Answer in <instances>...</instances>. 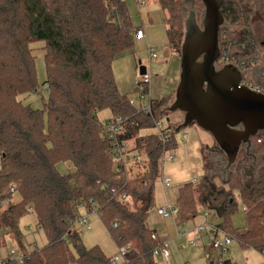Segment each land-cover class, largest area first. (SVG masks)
<instances>
[{
  "label": "trees",
  "instance_id": "1",
  "mask_svg": "<svg viewBox=\"0 0 264 264\" xmlns=\"http://www.w3.org/2000/svg\"><path fill=\"white\" fill-rule=\"evenodd\" d=\"M251 1L255 8H243L240 0L223 1L224 18L240 30L221 28L219 35L220 60L237 63L244 79L264 47V30L259 41L251 28L256 13L264 23V0ZM155 2L166 13L169 46L180 55L181 0ZM114 10L119 21L109 18ZM37 40L44 41L47 49L42 85L48 86V98L42 108L19 99L39 87L30 48ZM134 43V26L124 0H0V204L13 197L11 186L20 195L18 202L0 205V230L28 256L22 264H111V256L99 245L87 247L73 225L82 201L88 209L91 202L98 204V216L117 246L132 243L130 264H156L154 249L159 242L151 236L155 231L148 218L156 205L154 186L162 176V155L177 148L181 124L173 125L167 118L173 131L166 144L155 134L141 133L168 114L162 109L168 97L152 100L151 113L144 114L119 90L112 64ZM103 109L124 120L119 137L144 157L135 175L125 171L117 179L113 172L110 143L103 137L97 115ZM262 132L254 136L260 143ZM61 162L72 170L61 173ZM216 178L205 173L196 186L186 183L179 188L181 219L196 216L199 207L213 211L222 229L242 248L264 253V168L259 181L249 188L243 185L240 201L246 223L242 227L232 223L239 206L234 191L239 188L229 180L217 184ZM113 187L125 191L127 200H117ZM27 206L33 207L46 237L45 246L32 250L20 225ZM223 264L237 263L225 259Z\"/></svg>",
  "mask_w": 264,
  "mask_h": 264
},
{
  "label": "rangeland",
  "instance_id": "2",
  "mask_svg": "<svg viewBox=\"0 0 264 264\" xmlns=\"http://www.w3.org/2000/svg\"><path fill=\"white\" fill-rule=\"evenodd\" d=\"M128 13L130 15L131 22L134 28L138 26H145V33L148 40H137L135 38L134 48L129 52L124 53L118 57L112 64L115 80L119 90L126 94L128 97L136 95L133 84L137 76V67L139 61L143 64H148L147 56V41L150 42L157 52V58L151 62V89L154 93L160 89L162 97H168L169 94L166 91L169 89V80L171 77V71L174 66H180L179 60H171L170 46L166 33V13L162 7L155 2V0H145L143 5L139 7V0H124ZM243 8L246 6H253L254 3L251 0H240ZM140 8V9H139ZM182 14L184 18V32H185V20L189 15L194 12L196 14L197 22L202 25V19L205 14V6L201 0H181ZM221 28L229 29L230 31L238 32L240 27L238 24L229 23L225 18L224 24ZM253 32L256 34L259 41H263V30L264 23L260 18L259 14L253 16V22L251 24ZM183 42V41H182ZM182 45V43H181ZM31 52L35 57V65L37 68V78L39 87L37 91L19 96L25 104H29L33 108H42L43 103L48 98L47 89L42 85L46 77V65H45V53L46 44L42 40L34 41L30 44ZM174 53L180 59V55L174 51ZM167 62H170L167 65ZM219 66V64H218ZM180 78V72L178 79ZM244 83L253 86H264V47L261 48L260 54L256 62L249 69L245 75ZM157 93V95H158ZM171 93V92H170ZM175 95L170 99L168 98L164 102L162 109L168 114L165 115L164 119H170L171 124H180L183 122L184 114L180 111L169 112L167 107L173 102ZM99 120L103 123L107 118L112 115L110 109L100 110L98 113ZM168 122V121H167ZM155 128H148L142 131V134H155ZM183 132L186 136H183ZM261 139L263 142L260 143L255 137H252V146L248 149L247 144H243L240 149L239 155L234 164L227 167V155L219 147L217 142L214 140L212 135L203 129H201L195 123L189 124L187 127H181L176 133V140L178 146L172 150L175 156V160L166 162L163 168V174L168 175L172 179L171 189L176 187L184 186L186 183L196 186L201 177L207 173L209 175H217L215 179L217 184H222L223 181L229 180L231 183L236 185L239 189L234 191L236 198L239 200V206L237 212L232 216V223L234 226L242 227L246 223V214L244 204L240 201V195L242 194L243 185L247 188L251 187L255 182L262 178V169L264 168V132H262ZM186 139L184 143L182 140ZM262 144V145H259ZM204 148L202 155L200 149ZM206 165L203 167V165ZM142 164L133 165L131 168V174L135 175L138 171H141ZM58 169L61 173H68L72 168L68 163L61 162L58 164ZM155 197L157 206H161L167 199L164 186L161 178L155 183L154 186ZM239 190H241L239 192ZM20 200V195L15 193L13 195L12 203H16ZM199 212L206 211L199 207ZM209 220L215 219L213 211H207ZM204 218L199 214L196 219L190 222H182L180 224V230L184 232L193 230L196 224L202 222ZM21 228L25 234L24 242L30 250L35 247H43L46 244V237L44 233L36 226L37 219L35 214H27L22 217L20 221ZM80 232L83 243L87 247L99 245L107 249L108 252L112 251L114 246V240L111 237L108 228L104 222L99 218L98 215L90 216V227H83L81 225L75 226ZM195 233L192 232L191 235ZM12 242L13 247L17 248V243L8 233H3L2 239L0 240V246H10ZM212 237L207 233L203 232L199 235L198 243L195 247L180 249L183 254L188 253L183 260L182 264H212L208 260L214 262L221 258V256L211 246ZM187 245V240H186ZM8 246V247H9ZM224 259H231L237 264H261L264 261V253H261L252 248H242L236 240L229 246L227 252L223 255ZM213 262V263H214ZM77 264V263H73Z\"/></svg>",
  "mask_w": 264,
  "mask_h": 264
},
{
  "label": "water",
  "instance_id": "3",
  "mask_svg": "<svg viewBox=\"0 0 264 264\" xmlns=\"http://www.w3.org/2000/svg\"><path fill=\"white\" fill-rule=\"evenodd\" d=\"M202 25L192 12L185 20L181 45L180 78L169 112L184 114L181 127L195 123L210 133L227 155V167L235 163L243 144L264 130V92L243 83L234 63L218 66L220 29L225 18L224 0H201ZM141 66V73H145Z\"/></svg>",
  "mask_w": 264,
  "mask_h": 264
},
{
  "label": "built area",
  "instance_id": "4",
  "mask_svg": "<svg viewBox=\"0 0 264 264\" xmlns=\"http://www.w3.org/2000/svg\"><path fill=\"white\" fill-rule=\"evenodd\" d=\"M139 5H143L144 0H139ZM109 18L113 21H119V16L117 12L114 10L110 13ZM134 36L136 39H142L146 37L145 26H139L134 29ZM147 56H148V64H143L139 62L137 67V76L135 82L133 84V89L136 95L128 97L129 102L132 106H134L138 111L143 112L144 114L151 113V101L154 100L150 95V86L152 80V67L151 62L153 59L157 58V52L151 46L147 47ZM258 59V58H257ZM256 59V60H257ZM220 60V58H219ZM218 60V61H219ZM222 66L224 63L223 59L220 60ZM234 63L235 62H227ZM218 64V62H217ZM141 66H145V73H141ZM239 67V66H238ZM242 71V70H241ZM244 83V80H243ZM245 84V83H244ZM247 85V84H246ZM148 87V91L145 90V87ZM251 88L255 90H259L264 92V86L261 88L260 86H253L249 84ZM45 89H48L47 85H44ZM103 137L110 143L111 155L113 158V172L116 174V178L120 179L125 171L131 174V168L133 165L144 164V157L140 154V152L130 145L129 141L126 139H121L119 135L124 131V120L120 116H111L107 118L103 123ZM155 135L161 140L162 143L166 144L171 140L170 135L172 134L173 129L168 125V122L165 120H160L155 125ZM183 136H186V133L183 132ZM175 160V156L172 153L171 149L165 150L162 158H161V166H162V176L161 181L164 188H170L172 186V179L168 175L163 174V168L166 162H171ZM3 169V155L0 153V173ZM105 188V186H102ZM9 191L14 195L18 193L15 189V186H11ZM111 193L116 197L119 201H125L128 198V195L125 191L119 190L117 187L111 188ZM13 197L7 198L1 202V206H6L10 202H12ZM78 208L83 209L85 212L81 211L77 214L76 218L73 221V225H81L83 227H90V216L98 215V204L95 202H91L90 209L86 207L85 202L78 203ZM28 214H35V211L32 206H27ZM206 211L201 212L204 220L198 224H196L195 228L190 231L184 232L183 230H177V236H185L187 237V245L188 246H196L198 243L199 235L203 232L207 231L209 235L212 237L211 246L213 249L221 256L218 258L214 264H223L225 260L223 255L229 249V246L233 242V238L228 235L222 227L219 225V220L215 216V219H208L209 213ZM210 211V210H209ZM157 213L163 218H171L174 223L177 225L180 220V208L176 201L169 199L165 204L157 208ZM40 230L41 228L36 225ZM114 227H117V223L113 224ZM195 234L192 236L191 233ZM3 233L0 230V240L2 239ZM153 239H158L157 233H152ZM35 247L34 249H36ZM134 255V248L132 243H127L124 245L117 246V249L113 255L110 257L111 264H130V261ZM171 256L169 242L167 240L159 241L158 245L154 249V257H162L165 260H168ZM28 256L22 254L20 252L19 247H6L5 250L0 246V264H5L7 262H15L17 264H22L24 259Z\"/></svg>",
  "mask_w": 264,
  "mask_h": 264
},
{
  "label": "crops",
  "instance_id": "5",
  "mask_svg": "<svg viewBox=\"0 0 264 264\" xmlns=\"http://www.w3.org/2000/svg\"><path fill=\"white\" fill-rule=\"evenodd\" d=\"M139 7H140V5H139ZM145 39L148 40L147 39V35H146L145 38L137 39V40H145ZM147 46H151L149 41H147ZM151 47H153V46H151ZM169 54L171 55V60L174 59V60H179L180 61V59L174 53V50L171 47H170ZM139 62H141V61H139ZM170 64H171L170 62H167V65H169V68H170ZM180 71H181L180 66H177V65L174 66V69L171 71V77H170V80H169V89H168V91H166L167 93H165V94H169L168 98H170V99L173 97V95H175V91H176V88H177L178 83H179L178 74H179ZM158 92H160V89H158L157 92L154 91V93H153L152 89H151V86H150V95H151L152 99H160L161 98L160 96H162L163 93L160 94ZM157 93H158V95H157ZM182 141L185 143L186 139H183ZM200 151H201V149H200ZM179 188L180 187H176L175 189L164 188L165 192L167 194V199L165 200V202H163V204H165L169 199L174 200V201L177 202L178 195H179ZM158 207H160V205L159 206L155 205V208L151 211V213L149 215V218H148V225H149L150 228H152L157 233L158 242L159 241H163V240H167L169 242L171 256H170V258L168 260H165L162 257H155L156 264H182L181 260H183L184 257H186L188 255V253L183 254L180 249L190 248L191 246L186 245L187 237H185V236L178 237L177 236V230L180 229V224L182 222H190L193 219H196L199 214L201 216H202V214H201V212H198V214L196 216H194L192 218H189L187 220H182L181 217H180V220H179L178 224L176 225L171 218H163V217H161L157 213V208ZM80 211L82 213L85 212L83 209H80ZM233 241H234V239H233ZM11 245H12V242H10V246L9 245L8 246L11 247ZM17 247H18V245H17ZM193 247H195V246H193ZM1 248L5 250L6 247L2 246ZM102 248L108 255L111 256V255H113L115 253V251L117 249V245L114 242V246L112 247V251H110V252H108L106 248H104V247H102ZM210 259L211 258L209 256L208 260L211 261L212 264H214L213 263L214 261L210 260Z\"/></svg>",
  "mask_w": 264,
  "mask_h": 264
},
{
  "label": "flooded vegetation",
  "instance_id": "6",
  "mask_svg": "<svg viewBox=\"0 0 264 264\" xmlns=\"http://www.w3.org/2000/svg\"><path fill=\"white\" fill-rule=\"evenodd\" d=\"M242 146H243V145H242ZM242 146H241V148H242ZM251 146H252V143H251L250 145H248V144L246 145L247 151H248V149H249ZM241 148H240V149H241Z\"/></svg>",
  "mask_w": 264,
  "mask_h": 264
}]
</instances>
